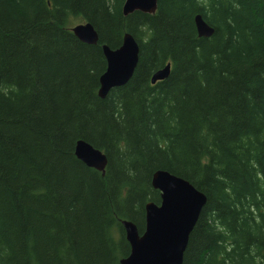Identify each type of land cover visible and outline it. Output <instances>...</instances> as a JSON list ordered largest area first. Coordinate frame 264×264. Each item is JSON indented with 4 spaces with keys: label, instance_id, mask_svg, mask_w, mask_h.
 Instances as JSON below:
<instances>
[{
    "label": "trees",
    "instance_id": "obj_1",
    "mask_svg": "<svg viewBox=\"0 0 264 264\" xmlns=\"http://www.w3.org/2000/svg\"><path fill=\"white\" fill-rule=\"evenodd\" d=\"M123 3L0 0V264H119L120 222L142 229L160 201L156 171L206 198L182 264H264V0H158L127 17ZM124 33L135 73L101 100V46ZM79 140L105 154L103 177L75 158Z\"/></svg>",
    "mask_w": 264,
    "mask_h": 264
},
{
    "label": "water",
    "instance_id": "obj_2",
    "mask_svg": "<svg viewBox=\"0 0 264 264\" xmlns=\"http://www.w3.org/2000/svg\"><path fill=\"white\" fill-rule=\"evenodd\" d=\"M158 0H124L121 11L124 17L134 12L153 15ZM198 38L208 39L213 29L200 15L193 19ZM70 32L82 44L96 46L98 35L91 24L82 23L71 27ZM105 70L98 79L97 97L104 100L108 94L124 87L132 79L139 60V46L130 33H124L121 45L111 49L101 46ZM171 71L170 63L150 76L154 85L166 80ZM74 156L85 167L93 169L103 177L107 165L106 157L84 141H77ZM151 188L160 195L158 205L144 206V226L141 235L136 225L121 221L129 255L119 264H182L189 236L206 204L205 196L187 181L165 171H156L151 176Z\"/></svg>",
    "mask_w": 264,
    "mask_h": 264
},
{
    "label": "flooded vegetation",
    "instance_id": "obj_3",
    "mask_svg": "<svg viewBox=\"0 0 264 264\" xmlns=\"http://www.w3.org/2000/svg\"><path fill=\"white\" fill-rule=\"evenodd\" d=\"M149 84L151 85V83H150V78H149ZM157 84V83H156ZM156 84H154V85H156ZM154 85H151V86H154ZM110 94V93H109ZM108 94V95H109ZM108 97V96H107ZM106 97V98H107ZM95 149V148H94ZM101 152V151H100ZM101 153H103V152H101ZM104 154V153H103ZM105 155V154H104ZM106 157V156H105ZM151 186V185H150ZM155 191V190H154ZM159 193V192H158ZM160 197V196H159ZM160 202V201H159ZM152 203V202H151ZM155 204V203H154ZM159 204V203H158ZM158 204H156V205H158ZM143 226H144V224H143ZM137 229H138V227H137ZM143 232V227H142V229H138V233H139V235H141V233Z\"/></svg>",
    "mask_w": 264,
    "mask_h": 264
},
{
    "label": "rangeland",
    "instance_id": "obj_4",
    "mask_svg": "<svg viewBox=\"0 0 264 264\" xmlns=\"http://www.w3.org/2000/svg\"><path fill=\"white\" fill-rule=\"evenodd\" d=\"M77 24H80V22L75 21V22L73 23L72 27L75 26V25H77Z\"/></svg>",
    "mask_w": 264,
    "mask_h": 264
}]
</instances>
